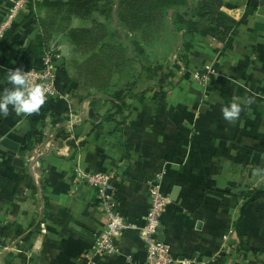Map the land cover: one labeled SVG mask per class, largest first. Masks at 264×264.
I'll return each mask as SVG.
<instances>
[{"label": "crops", "instance_id": "0c3cea01", "mask_svg": "<svg viewBox=\"0 0 264 264\" xmlns=\"http://www.w3.org/2000/svg\"><path fill=\"white\" fill-rule=\"evenodd\" d=\"M41 1L0 41V91L10 87L6 68H40L45 50L55 46L63 53L61 96L38 115L0 117V264H88L107 214L97 189L80 181L76 169L117 170L118 210L137 226L145 223L150 182L163 173L162 190L172 202L160 233L176 264H264V0H223L222 10L237 20L252 10L230 48L185 31L173 48L131 33L144 65L176 59L179 68L172 85L151 84L131 99L126 118H109L111 102L75 80L77 54L65 36L46 42ZM11 3L0 0V18ZM211 66V82L195 84L192 73ZM233 97L254 100L235 124L221 114ZM90 108L98 121L89 118ZM33 121L42 138L31 145ZM5 138L18 143V152L1 143ZM117 242L118 253L96 256L95 264L145 263L138 230H123Z\"/></svg>", "mask_w": 264, "mask_h": 264}, {"label": "trees", "instance_id": "16d2710c", "mask_svg": "<svg viewBox=\"0 0 264 264\" xmlns=\"http://www.w3.org/2000/svg\"><path fill=\"white\" fill-rule=\"evenodd\" d=\"M223 0H42L40 25L48 43L63 34L72 46L74 78L111 102L114 114L128 117L129 101L154 84L162 90L172 85L179 64L163 60L146 66L132 50L131 33L150 46L172 48L179 33L210 35L232 47L233 32L245 23L251 9L237 20L222 10ZM46 8V13H42ZM195 8V11L193 10ZM33 13H31L32 15ZM90 19L89 26H73L72 18ZM63 23L59 25V21ZM12 30L9 29L7 33ZM135 35V36H136ZM130 80L123 84L125 79ZM153 81H155L153 83ZM96 101H93V106ZM27 138L41 140L35 122Z\"/></svg>", "mask_w": 264, "mask_h": 264}, {"label": "built area", "instance_id": "2783aa9c", "mask_svg": "<svg viewBox=\"0 0 264 264\" xmlns=\"http://www.w3.org/2000/svg\"><path fill=\"white\" fill-rule=\"evenodd\" d=\"M41 0H11L0 18V41L6 36L9 29L14 28L15 23L22 12L37 13V4ZM63 53L59 48L50 46L43 55V65L40 68H27L37 84L46 87L48 95L47 102L61 96L57 84L59 67L62 65ZM216 74L211 66L206 70H197L192 73L194 83L207 86ZM77 178L95 187L98 191L99 207L107 214V223L103 230L96 236L92 246V256L88 264H95L94 257L114 255L119 251L117 242L122 231L133 228L140 232L145 245L146 258L144 264H176L177 259L172 253L169 243L159 239L161 217L171 204L169 194L162 190L163 173L157 175L149 185V208L145 216V223L142 226L126 222L118 210V202L113 191V183L119 177L117 170L111 172H85L76 169Z\"/></svg>", "mask_w": 264, "mask_h": 264}, {"label": "clouds", "instance_id": "9594fccd", "mask_svg": "<svg viewBox=\"0 0 264 264\" xmlns=\"http://www.w3.org/2000/svg\"><path fill=\"white\" fill-rule=\"evenodd\" d=\"M5 72L10 87L0 91V117L7 118L13 112L17 116L38 115L48 100L46 87L35 83L31 74L22 66L6 68ZM252 103V98L241 101L240 98L233 97L229 105L221 108L222 118L235 124L244 107Z\"/></svg>", "mask_w": 264, "mask_h": 264}, {"label": "water", "instance_id": "95a60500", "mask_svg": "<svg viewBox=\"0 0 264 264\" xmlns=\"http://www.w3.org/2000/svg\"><path fill=\"white\" fill-rule=\"evenodd\" d=\"M89 118H91L93 121H98V120H99V117L95 114L93 108H90V109H89ZM88 127H89V126H88ZM1 143H2L4 146L10 148L11 150H13V151H15V152H18V146H19L18 143L13 142V141H11V140L8 139V138H5ZM15 160H16L17 162H18L19 160L21 161V159H19V158H16ZM160 230H161V228H160ZM159 239H160V240H163V236H162L161 233H160V235H159Z\"/></svg>", "mask_w": 264, "mask_h": 264}, {"label": "rangeland", "instance_id": "374dc122", "mask_svg": "<svg viewBox=\"0 0 264 264\" xmlns=\"http://www.w3.org/2000/svg\"><path fill=\"white\" fill-rule=\"evenodd\" d=\"M42 13L43 14L46 13V8H44V9L42 8ZM58 23H59L58 27L63 24L61 22V20ZM90 24H91V20L90 19H83V18H80V17H76V18L73 17L72 21H71V25H73V26H89ZM58 35L64 37L63 34H58ZM176 61L177 60L174 59V62L172 61V64L176 63ZM72 62H74L73 58H72Z\"/></svg>", "mask_w": 264, "mask_h": 264}]
</instances>
